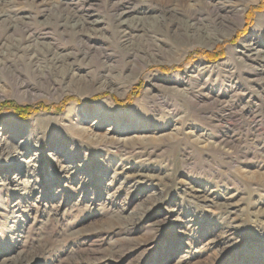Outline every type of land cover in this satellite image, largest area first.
<instances>
[{"label": "rangeland", "instance_id": "rangeland-1", "mask_svg": "<svg viewBox=\"0 0 264 264\" xmlns=\"http://www.w3.org/2000/svg\"><path fill=\"white\" fill-rule=\"evenodd\" d=\"M253 46L264 0H0V62H14L0 65V142L31 134L76 166L66 182L47 167L14 198L1 181L17 163L0 161V264H264ZM22 106L38 108L23 118ZM101 109L139 127L114 135L148 139H87L80 118Z\"/></svg>", "mask_w": 264, "mask_h": 264}, {"label": "bare ground", "instance_id": "bare-ground-1", "mask_svg": "<svg viewBox=\"0 0 264 264\" xmlns=\"http://www.w3.org/2000/svg\"><path fill=\"white\" fill-rule=\"evenodd\" d=\"M251 51L253 54H260L264 57V48L253 46ZM17 55L14 54V56ZM13 63H11V61L9 60L2 59L0 65L3 69H9L13 66ZM73 75L75 76L76 74ZM13 85L18 86V84L16 83H10V87ZM7 86L9 85L5 84V82H0V98H2L4 96L3 93L8 90ZM105 102L106 100L103 99L102 101H99V105L101 107H104L107 103ZM73 108L74 105L72 104L70 107H68V112H71ZM70 114L71 113H68L67 115ZM109 115L110 113L104 111L103 109L97 112L85 111L83 117L80 118L79 122L81 126L79 128L81 129L83 135H85L87 139L96 143L112 142L118 146H127L128 144L130 145L131 143L134 144L137 143V141H145L148 139L149 135L147 134H132L121 137L114 135L118 131H125L130 128L139 127H137L136 123L133 122L134 119H130L129 122H126V124L123 125L124 121H121L119 119L120 117H123V114L114 115L112 121L111 116ZM87 120L89 121L88 125H86ZM106 122H109V125L106 127L105 131H101L97 128L101 127ZM139 122L141 123L142 121ZM177 126L173 125L169 132L161 133L159 134V137L165 138L167 137V135L172 136V134L180 132L181 128ZM2 129L3 128L0 127V132L3 131ZM1 140L2 141L0 142V161L2 163H17V172L13 176L5 177L1 181L2 184H5L7 186V189L12 193V196L14 198H20L26 193L33 195L35 189L41 186L42 183H45L41 178V171L46 170L47 167H49L51 171L59 173L62 182H66L68 180V177H71V174L74 168L76 167L75 165H72L73 162H71V153L69 158L66 152L62 155L60 154L64 151V148L57 149L56 147L49 148L44 145L42 146L41 141H34L31 134L26 135L25 137L20 139L19 142H15L13 140L7 141L4 135L2 136ZM31 150L34 151L31 152ZM20 203L21 201L19 200L17 203L12 204V211L14 213H17L21 210ZM25 257V255H21L13 259L12 261L6 262L4 264H18V262L24 260Z\"/></svg>", "mask_w": 264, "mask_h": 264}, {"label": "trees", "instance_id": "trees-1", "mask_svg": "<svg viewBox=\"0 0 264 264\" xmlns=\"http://www.w3.org/2000/svg\"><path fill=\"white\" fill-rule=\"evenodd\" d=\"M205 57H207V56H205ZM133 94H134V91H132V93L128 94L127 97L122 101H119L117 98H115V100H116L117 104L121 107L122 106H128L132 102ZM37 108L38 107H35V106H29V107L22 106V107H19L17 109H14V110H15L17 115L24 118V117H27L30 114H32L33 111H36Z\"/></svg>", "mask_w": 264, "mask_h": 264}]
</instances>
